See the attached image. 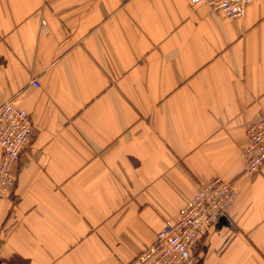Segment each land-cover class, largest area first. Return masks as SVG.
<instances>
[{
  "label": "crops",
  "instance_id": "crops-1",
  "mask_svg": "<svg viewBox=\"0 0 264 264\" xmlns=\"http://www.w3.org/2000/svg\"><path fill=\"white\" fill-rule=\"evenodd\" d=\"M9 100L35 130L0 195V264H139L215 179L237 195L198 263L264 264V166L249 175L244 157L264 0L238 18L190 0H0Z\"/></svg>",
  "mask_w": 264,
  "mask_h": 264
},
{
  "label": "built area",
  "instance_id": "built-area-1",
  "mask_svg": "<svg viewBox=\"0 0 264 264\" xmlns=\"http://www.w3.org/2000/svg\"><path fill=\"white\" fill-rule=\"evenodd\" d=\"M254 0H190L197 6H206L226 17L238 18ZM43 30L47 25L44 21ZM38 85L37 82H35ZM35 125L29 112L13 101L0 106V195L13 190L16 179L13 167L30 142ZM245 172L253 175L264 166V111L246 129L244 143ZM232 182L215 179L188 197L177 220H167L157 233L156 241L138 256L139 264H198L196 253L206 232L213 226L237 195Z\"/></svg>",
  "mask_w": 264,
  "mask_h": 264
},
{
  "label": "water",
  "instance_id": "water-1",
  "mask_svg": "<svg viewBox=\"0 0 264 264\" xmlns=\"http://www.w3.org/2000/svg\"><path fill=\"white\" fill-rule=\"evenodd\" d=\"M198 264H200V263H198Z\"/></svg>",
  "mask_w": 264,
  "mask_h": 264
}]
</instances>
